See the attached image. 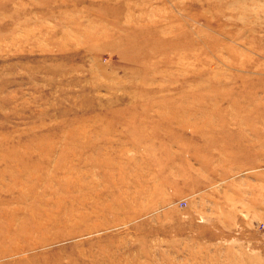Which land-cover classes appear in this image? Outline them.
<instances>
[{
    "label": "rangeland",
    "instance_id": "rangeland-1",
    "mask_svg": "<svg viewBox=\"0 0 264 264\" xmlns=\"http://www.w3.org/2000/svg\"><path fill=\"white\" fill-rule=\"evenodd\" d=\"M263 137L264 0H0V264H264Z\"/></svg>",
    "mask_w": 264,
    "mask_h": 264
},
{
    "label": "bare ground",
    "instance_id": "bare-ground-1",
    "mask_svg": "<svg viewBox=\"0 0 264 264\" xmlns=\"http://www.w3.org/2000/svg\"><path fill=\"white\" fill-rule=\"evenodd\" d=\"M248 146H250L249 147L250 149L258 148V149H262L261 151H264V137L263 138H260V139H257L255 142H253V144H249V145H247L245 147H248ZM246 151L247 152H250L248 150V148H244L243 150H241V152L244 154V156L250 157V155H248L249 153H247ZM251 161H252V166L259 165L258 163H256L255 160H251Z\"/></svg>",
    "mask_w": 264,
    "mask_h": 264
}]
</instances>
